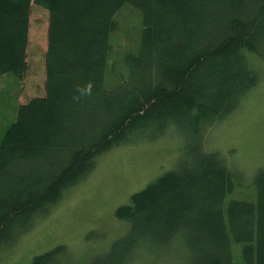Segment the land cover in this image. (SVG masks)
Segmentation results:
<instances>
[{"label":"trees","instance_id":"1","mask_svg":"<svg viewBox=\"0 0 264 264\" xmlns=\"http://www.w3.org/2000/svg\"><path fill=\"white\" fill-rule=\"evenodd\" d=\"M32 5L48 11L45 92L17 106L0 139V247L98 155L173 127L190 143L175 169L116 208L123 235L90 257L75 260L58 244L28 264H128L139 249L169 247L179 264H264V172L253 198L227 199L234 174L205 143L257 83L247 56L264 58V0H0V76L26 73ZM125 5L141 29L110 77Z\"/></svg>","mask_w":264,"mask_h":264},{"label":"rangeland","instance_id":"2","mask_svg":"<svg viewBox=\"0 0 264 264\" xmlns=\"http://www.w3.org/2000/svg\"><path fill=\"white\" fill-rule=\"evenodd\" d=\"M117 19L110 58L116 71L108 69L110 77L122 71L117 55L121 59L125 50L137 47L141 29L140 14L131 5H125ZM47 29L48 11L32 5L26 73L21 80L0 76V139L14 120L17 106L45 92ZM247 60L257 72L256 85L209 129L205 140L234 174L235 187L227 199L253 198L255 177L264 172V58L249 54ZM179 131L167 127L161 134L140 135L98 155L86 177L69 187L46 213L34 217L12 243L0 247V264H28L35 255L58 244H64L75 260L103 252L128 228L127 221L116 216V208L127 203L132 193L178 166L190 143ZM160 252L156 255L139 249L128 264H179V254L172 248Z\"/></svg>","mask_w":264,"mask_h":264}]
</instances>
